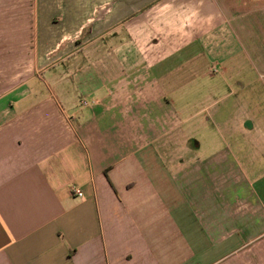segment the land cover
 Masks as SVG:
<instances>
[{"label": "crops", "instance_id": "1", "mask_svg": "<svg viewBox=\"0 0 264 264\" xmlns=\"http://www.w3.org/2000/svg\"><path fill=\"white\" fill-rule=\"evenodd\" d=\"M0 264H264V0H0Z\"/></svg>", "mask_w": 264, "mask_h": 264}, {"label": "rangeland", "instance_id": "2", "mask_svg": "<svg viewBox=\"0 0 264 264\" xmlns=\"http://www.w3.org/2000/svg\"><path fill=\"white\" fill-rule=\"evenodd\" d=\"M109 38L110 36L107 35L99 39L101 43H106L108 50L120 43V40H124L123 38H118L116 41H112ZM106 57L108 58V56ZM177 58L179 68L172 73V78L176 82V88L171 92L170 101L176 108L177 114L183 117L182 127L185 129L184 131H187L188 145L196 149V152L201 157L214 155L215 150L223 146L222 140L217 135V130L222 129L224 126L222 121L213 120V109L215 108L213 101H209L210 110L205 111L202 119L196 120L194 118L193 121H189L186 119V117L189 118V114L185 112V107L190 103H193V108H195L196 105L204 100V96L208 93L209 79L204 77L201 72H191L189 69L190 64L184 61L183 53L178 55ZM201 149H203V152H200ZM206 150L207 153L204 152Z\"/></svg>", "mask_w": 264, "mask_h": 264}, {"label": "built area", "instance_id": "3", "mask_svg": "<svg viewBox=\"0 0 264 264\" xmlns=\"http://www.w3.org/2000/svg\"><path fill=\"white\" fill-rule=\"evenodd\" d=\"M71 193L75 197L82 198V199L84 198V195H83L81 189H79V188L74 187L73 189H71Z\"/></svg>", "mask_w": 264, "mask_h": 264}]
</instances>
